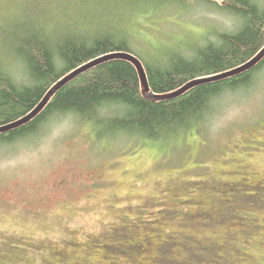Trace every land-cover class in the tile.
<instances>
[{"label":"rangeland","instance_id":"374dc122","mask_svg":"<svg viewBox=\"0 0 264 264\" xmlns=\"http://www.w3.org/2000/svg\"><path fill=\"white\" fill-rule=\"evenodd\" d=\"M177 1L0 0L1 64L20 67L6 35L32 19L50 36L68 24L118 34L148 61L179 40H214L208 23L227 19L215 3ZM43 124L21 139L27 163L0 174V264H186L193 250L206 254L198 263L264 264V107L171 142L98 137L79 119L40 138Z\"/></svg>","mask_w":264,"mask_h":264},{"label":"trees","instance_id":"16d2710c","mask_svg":"<svg viewBox=\"0 0 264 264\" xmlns=\"http://www.w3.org/2000/svg\"><path fill=\"white\" fill-rule=\"evenodd\" d=\"M142 1L151 9L156 5L159 6L155 8L160 9L172 6L175 0ZM208 8L217 13L229 9L242 18V27L234 35L216 36L201 45L195 40H188L189 43L186 40L179 46L177 44L184 40L171 43L165 47L168 54L165 60L155 61H148L134 52L127 38H118V34L114 37L110 33L83 35L68 24L62 33L50 36L45 32L44 22L19 21V27L15 26L6 35L8 48L5 49L9 51L8 58L20 67L13 73L0 61V126L29 112L52 84L70 70L106 53L127 51L137 56L143 63L149 90L154 94H166L194 78L231 69L250 59L264 45V2L233 0ZM260 63H264V59ZM254 67L236 76L197 84L177 98L150 100L143 96L137 70L130 61L118 57L106 59L59 88L33 119L1 132L0 139H23L35 133L52 113L70 109L77 114L76 119L91 122L98 137L171 142L200 128L205 129L200 118L204 96L224 84L245 82ZM21 69L27 76L25 82L19 80ZM164 246L165 243L162 248ZM200 254L206 256L203 251H191L188 259L195 262L187 261L186 264H206L197 262ZM208 257L217 259L216 254Z\"/></svg>","mask_w":264,"mask_h":264},{"label":"clouds","instance_id":"9594fccd","mask_svg":"<svg viewBox=\"0 0 264 264\" xmlns=\"http://www.w3.org/2000/svg\"><path fill=\"white\" fill-rule=\"evenodd\" d=\"M232 2L233 0H215L213 7ZM193 6L195 7V4ZM220 14L227 18L224 24L208 23V31L219 38L236 34L243 25L242 18L227 8L221 9ZM260 107H264V63H258L245 82L227 83L207 93L203 98L200 118L209 135L215 136ZM76 118L77 114L70 109L54 112L41 126L37 135L40 138L50 135L58 140L57 131L59 129L71 131ZM24 146L21 139L14 141L0 139V174H11L27 163L21 158Z\"/></svg>","mask_w":264,"mask_h":264},{"label":"water","instance_id":"95a60500","mask_svg":"<svg viewBox=\"0 0 264 264\" xmlns=\"http://www.w3.org/2000/svg\"><path fill=\"white\" fill-rule=\"evenodd\" d=\"M115 57L126 59L134 65V67L137 70V74H138V78H139V82L141 86V92L145 98L150 99V100H168L172 98H177L182 93H184L186 90L192 88L193 86L197 84L214 81V80H220V79H224L230 76H236V75H239L253 68L254 66H256L258 63H260L264 59V45L247 61L231 69H228L226 71H223L217 74L194 78L186 82L182 86H180L178 89L172 92L166 93V94H154L149 90V85H148L143 63L137 56L127 51H115V52L106 53V54L97 56L83 64H80L79 66L70 70L64 76L57 79L55 83L52 84V86L49 88V90L43 95L41 100L29 112H27L22 117L10 123L1 125L0 133L10 131L14 128L20 127L28 123L44 108L48 100L51 98L54 92H56L59 88H61L63 85H65L66 83H68L69 81H71L72 79L80 75L81 73L97 65L98 63L106 59L115 58Z\"/></svg>","mask_w":264,"mask_h":264}]
</instances>
